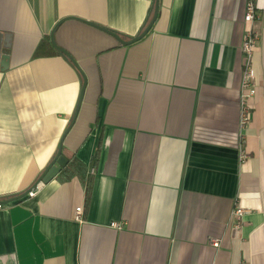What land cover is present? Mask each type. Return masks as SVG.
Wrapping results in <instances>:
<instances>
[{"label":"crops","instance_id":"1","mask_svg":"<svg viewBox=\"0 0 264 264\" xmlns=\"http://www.w3.org/2000/svg\"><path fill=\"white\" fill-rule=\"evenodd\" d=\"M153 2L0 0V264H264V0H160L125 46L99 28L128 40ZM249 2L257 93L241 128ZM59 23L87 81L62 148L82 168L7 202L55 158L79 104Z\"/></svg>","mask_w":264,"mask_h":264},{"label":"built area","instance_id":"2","mask_svg":"<svg viewBox=\"0 0 264 264\" xmlns=\"http://www.w3.org/2000/svg\"><path fill=\"white\" fill-rule=\"evenodd\" d=\"M258 17L256 12V7L253 2H249L247 6V12L245 14V37L243 42V62L245 66V72L243 77V84L241 88V102H240V127L244 128L248 126L252 119V100L257 93V84L255 78V72L252 66L253 55L258 48L259 43V33L254 30L252 23ZM248 153L246 150L242 149L241 158L246 159ZM34 192L31 191L30 195H33ZM3 207V204L0 203V208ZM82 207L77 209L76 218L80 219L82 214ZM245 214V209L241 208L240 205L236 206L233 211V217L237 219H242ZM213 245H219L218 239H213Z\"/></svg>","mask_w":264,"mask_h":264},{"label":"water","instance_id":"3","mask_svg":"<svg viewBox=\"0 0 264 264\" xmlns=\"http://www.w3.org/2000/svg\"><path fill=\"white\" fill-rule=\"evenodd\" d=\"M159 3H160V0H154L153 5L151 7V14H150V17H149V19L147 21V24L145 25V28L142 31H140V33L138 35L130 37L128 40L124 39L122 37V35L120 33H117V31H115V30L109 29L107 27H99V28H101L103 31L109 33L110 35L114 36L120 43L124 44V46L132 44L134 42H137L138 40L142 39L148 32H150V29L152 28L153 23L156 20L157 15H158ZM59 25H60V23L55 27V29L53 30V32L51 34L52 42H53V45L55 46V48L59 52H61L62 55L67 60H69L81 73V76L83 78V87H82L81 96H80V99H79V104H78L77 110L75 112V115H73L74 117H73V121L71 123V126L69 127V129H66L67 131H66L65 135L63 136V138L61 140V144L59 145V150H58V153L55 156V158L47 166L45 171L42 173V175L39 177V179L36 181V183L34 184V186L30 190H28L26 193H23L21 195H18L16 197L12 198V199H8L7 202H11L13 200H17V199H20V198L24 197L25 195L29 194L31 191L36 190L38 188V184H40V183H48L49 184V182L51 180H53L60 173V171H62V168L65 167L68 164L67 157H65V155L62 153L64 139H65L66 134L69 132V130L71 129V127L73 126V124L75 123V121L77 119L76 115H78L80 107H81V104H82L83 95H84V92H85L87 81H86L85 75L82 73L79 65L74 60V58L69 53H67V51H65L64 49H62L58 45H56L55 33H56V30H57ZM0 203H3V202L0 201Z\"/></svg>","mask_w":264,"mask_h":264},{"label":"trees","instance_id":"4","mask_svg":"<svg viewBox=\"0 0 264 264\" xmlns=\"http://www.w3.org/2000/svg\"><path fill=\"white\" fill-rule=\"evenodd\" d=\"M145 28V27H144ZM82 168V165L78 163V161L74 160L73 162H71L69 165H67L62 172H66V171H72V173L74 174V171L77 169ZM78 171V170H77Z\"/></svg>","mask_w":264,"mask_h":264}]
</instances>
